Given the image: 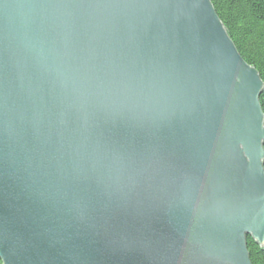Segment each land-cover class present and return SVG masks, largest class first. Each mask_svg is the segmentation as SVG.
<instances>
[{"label":"water","instance_id":"water-1","mask_svg":"<svg viewBox=\"0 0 264 264\" xmlns=\"http://www.w3.org/2000/svg\"><path fill=\"white\" fill-rule=\"evenodd\" d=\"M264 86L210 0H0L2 264H251Z\"/></svg>","mask_w":264,"mask_h":264},{"label":"trees","instance_id":"trees-1","mask_svg":"<svg viewBox=\"0 0 264 264\" xmlns=\"http://www.w3.org/2000/svg\"><path fill=\"white\" fill-rule=\"evenodd\" d=\"M210 1L241 57L258 70L264 81V0ZM259 103L264 112V86ZM246 241L251 264H264V245L249 235Z\"/></svg>","mask_w":264,"mask_h":264},{"label":"bare ground","instance_id":"bare-ground-1","mask_svg":"<svg viewBox=\"0 0 264 264\" xmlns=\"http://www.w3.org/2000/svg\"><path fill=\"white\" fill-rule=\"evenodd\" d=\"M263 111V110H262Z\"/></svg>","mask_w":264,"mask_h":264}]
</instances>
